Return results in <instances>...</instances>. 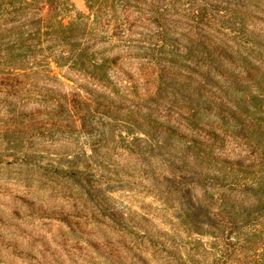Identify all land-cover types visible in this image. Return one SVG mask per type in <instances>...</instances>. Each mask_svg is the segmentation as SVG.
I'll return each mask as SVG.
<instances>
[{
    "label": "rangeland",
    "instance_id": "rangeland-1",
    "mask_svg": "<svg viewBox=\"0 0 264 264\" xmlns=\"http://www.w3.org/2000/svg\"><path fill=\"white\" fill-rule=\"evenodd\" d=\"M201 43L264 72V0H0V264H264V135L178 107Z\"/></svg>",
    "mask_w": 264,
    "mask_h": 264
},
{
    "label": "trees",
    "instance_id": "trees-1",
    "mask_svg": "<svg viewBox=\"0 0 264 264\" xmlns=\"http://www.w3.org/2000/svg\"><path fill=\"white\" fill-rule=\"evenodd\" d=\"M223 53L226 50L223 49ZM188 54L191 55L192 51ZM195 57L196 64L200 66L197 71L208 84L215 85L216 90L212 86H206L200 79L195 88L198 90L191 94L192 90L188 87L190 84L184 82L186 89L182 92L183 97L178 106L182 112L181 117H185L189 126L198 128L210 138H220L221 132L226 131L234 137L242 136L244 139L263 137L264 72L259 73L256 61L241 58L240 63L232 62V65L226 67L218 58H214L212 47L203 43L199 44ZM210 69L219 70L216 74H220L222 70L227 73L220 74L221 79L216 74L212 75ZM217 94L223 95V98ZM165 128L169 129L170 126ZM251 128L252 131H249ZM234 175L237 174L234 172Z\"/></svg>",
    "mask_w": 264,
    "mask_h": 264
}]
</instances>
